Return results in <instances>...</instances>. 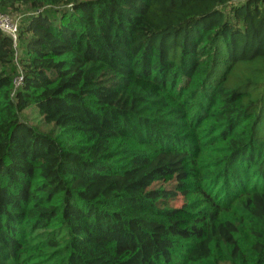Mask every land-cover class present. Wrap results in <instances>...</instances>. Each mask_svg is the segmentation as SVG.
<instances>
[{
    "label": "trees",
    "instance_id": "trees-1",
    "mask_svg": "<svg viewBox=\"0 0 264 264\" xmlns=\"http://www.w3.org/2000/svg\"><path fill=\"white\" fill-rule=\"evenodd\" d=\"M0 11V264H264V0Z\"/></svg>",
    "mask_w": 264,
    "mask_h": 264
},
{
    "label": "built area",
    "instance_id": "built-area-1",
    "mask_svg": "<svg viewBox=\"0 0 264 264\" xmlns=\"http://www.w3.org/2000/svg\"><path fill=\"white\" fill-rule=\"evenodd\" d=\"M19 17H13L0 11V30L10 36L16 45L18 40Z\"/></svg>",
    "mask_w": 264,
    "mask_h": 264
},
{
    "label": "rangeland",
    "instance_id": "rangeland-1",
    "mask_svg": "<svg viewBox=\"0 0 264 264\" xmlns=\"http://www.w3.org/2000/svg\"><path fill=\"white\" fill-rule=\"evenodd\" d=\"M11 16V15H10ZM14 18L15 16L12 15ZM18 42L16 43L17 46ZM18 47V46H17ZM20 50L18 48V54H20ZM175 182H157L152 186V189H159V188H165L169 190H174L175 189ZM166 206L173 207V208H180L184 205V199L183 196H178L176 199L169 201Z\"/></svg>",
    "mask_w": 264,
    "mask_h": 264
}]
</instances>
